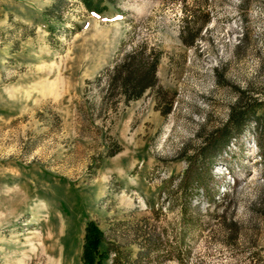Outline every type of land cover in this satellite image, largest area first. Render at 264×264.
I'll list each match as a JSON object with an SVG mask.
<instances>
[{
	"label": "rangeland",
	"instance_id": "374dc122",
	"mask_svg": "<svg viewBox=\"0 0 264 264\" xmlns=\"http://www.w3.org/2000/svg\"><path fill=\"white\" fill-rule=\"evenodd\" d=\"M261 144L264 0H0V264H264Z\"/></svg>",
	"mask_w": 264,
	"mask_h": 264
},
{
	"label": "trees",
	"instance_id": "16d2710c",
	"mask_svg": "<svg viewBox=\"0 0 264 264\" xmlns=\"http://www.w3.org/2000/svg\"><path fill=\"white\" fill-rule=\"evenodd\" d=\"M189 28V31H194ZM202 27L196 28L195 32L191 36V39H185L184 42L193 45L199 36ZM147 57L145 49H135L133 52H129L125 55L122 63L116 64L114 68L113 79L115 83H121L124 93L129 99H137L141 97L149 88L156 85L157 81V67L159 63V56ZM264 149V145L261 144ZM191 165L188 166L186 171L190 173ZM189 175V174H188ZM199 178V177H198ZM188 182L198 183L200 179H190ZM184 186H188V183L183 182ZM161 241L153 244H149L148 248L143 249L139 253V257L144 258L151 255V247L158 248L161 245ZM85 260L84 264H107L106 261L110 260V264H125L123 261L127 260L129 256H123L121 250L115 246V244L107 242L103 237L101 230L94 223H90L87 229V245L85 248ZM159 249H157L158 251ZM112 254L114 256L112 257ZM110 258V259H109Z\"/></svg>",
	"mask_w": 264,
	"mask_h": 264
}]
</instances>
